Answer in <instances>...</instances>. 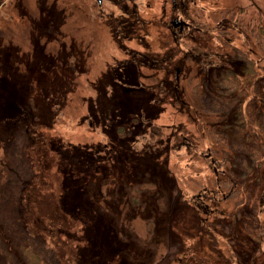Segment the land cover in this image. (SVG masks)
<instances>
[{"label": "rangeland", "instance_id": "obj_1", "mask_svg": "<svg viewBox=\"0 0 264 264\" xmlns=\"http://www.w3.org/2000/svg\"><path fill=\"white\" fill-rule=\"evenodd\" d=\"M125 2L128 4L121 7L105 0L102 6L98 0H0V234L6 235L4 243L11 244L12 251L18 254V238L28 241L29 246L36 242L38 253L49 264H264V133L262 139H253L245 146L244 134L233 136L232 128L227 126L236 118L235 109L229 104L223 107L229 95L241 94L249 100L264 94V83H255V76L264 72L256 66L255 59L259 57L251 51L252 42L242 36L255 26L258 29L259 24L264 26V0H223L220 6L208 3V11L230 10L236 29L230 36L222 37L217 35L213 23L207 24L213 31L205 34L207 41L218 36L223 42L221 48L243 56L236 67L243 75L232 76L230 70L213 87L209 85L212 77L206 76V67L198 64L201 59L192 58L184 64L187 68L179 73L176 85L177 74L161 61L173 52L170 65L176 67L190 46L196 54L204 48L210 53L208 58H215L212 42L200 49L194 48L193 39L184 38L178 46L172 43V33L165 24L170 17H160L164 14L162 0ZM106 11L123 17L133 12L139 19L141 16L138 36L133 38L118 24H114L116 28L109 27L110 21L108 25L104 21ZM131 60L141 63L138 69L146 81L147 87L140 86L139 93L135 92L140 88L125 89L121 84L131 85L136 79L131 78V69L128 81L123 75L122 64L132 66ZM211 87L218 89L219 98L222 96L219 105L208 92ZM125 94H132V102L118 98ZM141 96L146 99L144 104L137 103ZM142 105L145 121L138 129L132 126L136 133L130 142L139 150L138 156L141 150L148 149L150 153L160 144V148H155L158 150H153L159 153L160 163L155 167L168 171L176 181L180 206L185 205L184 218L170 222L172 227L164 224L161 212L165 214L168 209L167 192L158 183L149 184L146 175L140 177L142 180L138 178L140 183L133 177L121 181L106 177L99 181L100 170L99 177H93L86 187L103 208L102 229L86 232L89 224L83 227L81 220L61 218V235L71 238V243L77 244V239L81 242L75 257H64L60 246L66 244L61 243L58 248L56 234L41 231L39 226L48 224L49 218L43 224L30 219L31 234L27 228L28 238L23 231L19 237V189L28 192L34 183L35 191L41 187L42 206L47 205L51 215L58 212L54 204L59 199L66 203L73 190L85 188L78 181L67 183V172L57 166L53 151L42 159L37 144L42 149L62 144L67 146L65 150L79 149L81 154L87 151L98 156L101 145L106 149L117 140L108 118L126 116ZM163 122L175 134L169 135L168 131V141L166 135H161V143L156 144L160 132L157 127ZM222 122L226 124L220 125ZM228 137L237 144L230 147ZM103 154L106 160L114 159L110 152ZM243 154H249L245 161H251V165L241 166L230 159L238 161ZM67 158L72 162L75 156L71 153ZM124 168L131 170L129 166ZM41 171L45 175L37 177ZM154 176L157 178L156 173ZM160 180L163 184L164 179ZM22 205L27 210L28 202L23 201ZM181 208L177 209L179 215H183ZM54 227L59 234L61 226ZM0 248V264H15L1 239Z\"/></svg>", "mask_w": 264, "mask_h": 264}, {"label": "trees", "instance_id": "obj_2", "mask_svg": "<svg viewBox=\"0 0 264 264\" xmlns=\"http://www.w3.org/2000/svg\"><path fill=\"white\" fill-rule=\"evenodd\" d=\"M244 27V26H243ZM242 27V28H243ZM258 29L256 28V26L253 28V30L249 33V34H243L242 36H244V38L246 40H249L250 42H252V44H250L249 46L252 48L251 51H253V53L258 52V49H263L264 50V26L262 24L257 25ZM236 29V26L233 27ZM245 28V27H244ZM239 34V33H236ZM253 36V37H252ZM254 42H253V40ZM258 52V57L259 59L264 61V52ZM263 54V58H261ZM259 59H255V63L256 66L258 68L262 67L264 69V62L259 63ZM204 60V61H203ZM262 62V61H261ZM234 64H238V63H234ZM233 64V65H234ZM199 65H203L206 67V72L208 73H212L213 71H219L220 70V65L218 63H209L207 58H204V56H201V62H199ZM236 67L238 66H234L233 69H236ZM13 75V73H12ZM207 76V75H206ZM214 77V75H213ZM220 78V77H219ZM261 79V78H259ZM219 79H217L216 81H213L215 83L217 82H221L218 81ZM210 82V81H209ZM212 84V82H211ZM149 95V94H148ZM150 97V95H149ZM148 97V98H149ZM262 100V99H261ZM250 103L248 104V109H247V116L242 115V113L240 112V109H237V117L235 119L234 122H230L227 124L228 127L232 128V135H237V134H244V139L242 140L244 142V145H248L250 144L253 139H262L263 138V133H264V103H260L259 105H255L252 104V102L256 101V99L251 98ZM144 104V102H143ZM258 104V103H257ZM137 111L131 112L130 114L123 116V117H113L111 118L110 121H112V125H113V132H114V136L115 138H119V140L114 141V143H110L107 148L105 149L104 146H100V149L102 151H107L108 149H110V154H112V157H114L113 160H106V158H104L101 154H99L98 156H92L91 154H87V151L82 152V154L80 152H78L77 150L79 149H64L66 148L64 145H58L59 147L57 148H52V147H45V148H41V146H39L37 144V147H40V156L42 157V159L44 158H48V156L46 155H50V151L52 150L54 153V158L57 157V166L60 167L61 171H66V177H67V183L68 182H81L80 187H85L84 190H80L76 191L73 190L71 195H68V199H66V203L63 202L61 199L58 200V203L54 204V209L58 210V212L56 211L55 214H51L48 210V206H42V201L41 199H43V195L42 193H40L42 190L41 187L37 186V189L35 191L34 185L32 184L33 189L29 188L28 192H23L22 190H18L17 195H16V201L18 202L17 204V219L19 221L18 224L20 225L21 229L18 230L19 233V237L22 235L23 232H26V236L28 238L29 236V232L31 234V229H29V223L31 221H29L30 219L32 221H39V222H45L44 219L45 218H49L50 222L47 224H43L40 225V229L43 232L46 233H54L56 235H54L56 237V239H58V241H60L58 243V248L59 246L62 244H64L65 242V246L61 245V250L64 253V257L67 258H71L72 255H74V257L76 256V253L78 252L79 249V245L81 244V242L78 243H71L70 239L67 238V236H62L61 235V231L62 230V221L61 218L63 216L69 218L68 220L70 221L71 219L75 220L76 222L78 221H82V223L84 224L83 227H85V225L89 224V226H86L85 230L86 232H91V230H93V228L98 229L101 228L103 226H101V222H102V207H101V203L99 202L98 199H96L95 197H93L92 195V191L89 190L87 186V184H89V181L93 178V177H99V173L101 172L100 170H102V172L100 173L101 177L100 179H98L99 181L102 179H106V177L110 178L112 177L114 179L115 175H118L120 181L123 179H132L135 178L134 181L139 182L138 177H141L142 175H146V177H148L149 179V184H155V186H157L156 183H158L160 185L161 189H164L165 192H167V204H168V209L165 210V214L161 212V219L163 218L164 220V224L168 226L172 227L170 224L171 223H175L177 222V219H183L184 218V206H180L182 201H179L180 198L177 196L176 190V181L173 179L172 174H170L168 171L167 172H163L162 170H158V168L156 169L155 166L158 165V154L159 153H155L152 151V153H149L148 150H144V152L141 150L142 154L138 156V151L134 149V145H132V143L130 142L131 138L134 136V134L136 133L134 128L132 126H137V129L141 126V123L144 122L145 120L140 118L141 114L142 117L144 118L145 116V109L142 106L137 107L136 109ZM254 117V120H259L257 123H253L251 121V118ZM250 120V122H249ZM132 122H135L132 124ZM227 122V121H226ZM226 122H222L220 123V125L226 124ZM154 125V124H153ZM136 129V130H137ZM115 130V131H114ZM229 142L232 143L231 146L236 145L237 143L232 140L230 137H228ZM44 140V139H43ZM249 140H251L250 142H248ZM241 142V141H238ZM263 144H264V140H263ZM146 148V147H145ZM144 147H141V149H145ZM111 149L113 151H111ZM54 150H56L54 152ZM158 150V149H155ZM252 151H255V147L253 146ZM73 154L75 156V159L72 160V162H70L67 158V155ZM114 153V154H113ZM264 154V153H263ZM78 155V156H76ZM249 154H243V157L238 161L232 157H230V159H232V161L236 164H239L241 166H249L251 165V161L248 163V161H245L246 157H248ZM98 159V161H96L95 158ZM102 159L106 160L105 163L102 162ZM261 159L264 160V155H261ZM112 161V162H111ZM110 162V163H109ZM115 163V164H113ZM232 163V164H234ZM107 164H109V166L111 165L112 167H110V169H108L106 166ZM122 165V166H121ZM105 166V167H104ZM130 167L131 170L124 168V167ZM122 167V170L120 171L119 169ZM255 167H259L257 163H255ZM65 170H64V169ZM232 168V167H231ZM261 168V167H260ZM259 168V169H260ZM68 169V171H67ZM253 170V168L251 169V171ZM133 171V174H131ZM75 172V173H74ZM2 173V171L0 170V174ZM39 173V174H38ZM36 173L37 177H41V175H45L43 171ZM121 173V174H120ZM156 173L157 178L159 177V180H157V178L154 176V174ZM150 176V177H149ZM160 177H162L164 179L163 184L161 183ZM141 182V181H140ZM139 182V183H140ZM175 182V183H174ZM38 183V182H37ZM25 184V183H24ZM67 185V184H66ZM24 187V186H23ZM21 187V189L23 188ZM80 193V194H79ZM84 195H82V194ZM26 194V195H25ZM24 198V200H23ZM55 199V198H54ZM57 200V199H56ZM23 201H27L28 202V207L27 210L24 209L22 203ZM65 203V204H64ZM176 203L178 204V206L176 207H182V214L183 215H179L177 212H179L175 207ZM188 204H186L187 206ZM60 207V209H59ZM63 208V209H62ZM101 211V213H100ZM19 213L26 214V217H22L19 215ZM100 213V214H99ZM60 215V216H58ZM81 215V217H80ZM178 215V216H177ZM96 216V217H95ZM80 217V218H79ZM85 217V219H83ZM71 218V219H70ZM79 218V219H78ZM53 219H57L59 220L57 221H53ZM171 222V223H170ZM55 225H60L61 228L59 229V234L58 231H56L54 226ZM179 226V224H177ZM176 224H174V226H177ZM114 226V225H113ZM30 230L28 232V229ZM90 229V230H89ZM58 230V229H57ZM89 230V231H88ZM23 231V232H21ZM112 232L113 235L117 238V234L115 232V229L112 228ZM34 233V232H33ZM94 232H92L93 234ZM36 236H38L35 233ZM60 237H65V240H63L62 238L60 239ZM6 238L5 234H0V239L2 240V244H4L5 246H8L9 250L11 252L8 251L9 254L12 255V259L15 262V264H49L48 262H46L45 257L43 256L42 253H38L39 249H38V245L35 242L33 245L29 246L28 241L27 243H25L22 239L18 238L17 239V243L19 246V252L18 254L14 253V251H12V245L11 244H5L4 240ZM16 248V247H15ZM81 250V248H80ZM1 251V248H0ZM36 251V252H35ZM35 252V253H34ZM67 254V255H66ZM150 264H155V263H150Z\"/></svg>", "mask_w": 264, "mask_h": 264}, {"label": "flooded vegetation", "instance_id": "obj_3", "mask_svg": "<svg viewBox=\"0 0 264 264\" xmlns=\"http://www.w3.org/2000/svg\"><path fill=\"white\" fill-rule=\"evenodd\" d=\"M99 4L102 6L103 1L104 0H98ZM105 1H112L115 2L117 4H119L121 7H123L125 4H128V2L126 3L125 0H105ZM123 4H120L118 2H121ZM164 3V7L162 8L164 11V14H162L161 19L164 20V18L170 17L167 19V21H165V24L167 26H169L170 28V32L172 33V39L173 42L176 45H181L180 39L185 40L186 39H193L195 41L194 48H196L197 46H199V48L201 49L202 47H204L207 42H212L213 45L211 48V51H213V53L215 54V58H208V62L209 63H218L220 65V70L219 71H213L212 73H208L206 72V75L211 78V81L209 82V85H212L217 79H219V77H227L230 74V70H233V74L232 76H237V73L239 75H243V73H241L240 70L237 69H233L234 66H237L240 64V58L243 60V56L240 53L239 57L238 54L236 53H230L227 52V49L221 48L223 45V42L220 41V37L217 36V38H214V36L212 37L211 41H207L208 37L205 36L206 33H210L213 31H210L212 27L215 28L217 32V35H221L222 37L224 35L230 36V32L232 33V29L233 27H235V23L233 21H235V19L233 18V14H230V10H227L226 12H224L223 9L220 8H216V9H210L209 11L206 10L208 3H210V1L214 2L215 6H220L221 5V1L223 0H162ZM199 1H201L202 3L199 4ZM167 12H170V15H167ZM224 13V15H223ZM104 16V21L107 23H109L110 21V25L114 26V24H118L120 25V29L122 30H126V32H129L131 34V36L133 38H135L134 36H138L137 34V28L140 25L139 21L140 19L139 17L136 16V13L133 12V14L131 15H126V17L123 16H117L115 14L109 13V11H106V13H103ZM135 14V15H134ZM101 15V14H99ZM134 15V16H133ZM97 16V15H95ZM174 16V17H172ZM160 19V18H159ZM160 19V21H161ZM217 19L219 21H217ZM146 22V20H144ZM203 24V27L201 25H199V23ZM210 23H213L215 26L210 25ZM212 26L211 28L206 27V25ZM116 28V26H115ZM196 33V36L193 34ZM226 36V37H228ZM218 45V46H217ZM122 46L123 43H122ZM172 46V45H171ZM125 48L129 49V51L131 53H135V51L132 49V47L129 46H124ZM177 47V46H176ZM219 47V48H218ZM195 50V49H194ZM192 50V47H188V49H186V53L185 56L183 58H180V60L178 61V63H176V67H172V65H170V62H172V59L174 57L175 54H173V52L171 54H169L168 56H165L161 59V61L163 62V65L165 64L167 66V68L174 70V75L176 76V80H175V85L177 84L178 80H179V73L182 72L184 70V68H187V66H185V63H188L189 60H191L192 58H196L197 60L201 59V56H204V54H210L208 52H206L204 50V48L202 49V52H198V54H196V51ZM258 56V52H255ZM254 53V54H255ZM261 54V53H260ZM138 57V55H137ZM261 58H263V54L261 56ZM130 63L132 64L126 65V63L122 64V67H124L125 72L123 73L124 78H126V80L128 81L129 77H130V71L129 69L132 70V75L131 78H136L135 80H132V84L131 85H127L126 83L121 81V84L124 85L123 88H125V86H132L135 88H140V86H146V81L145 79L142 77V73L141 71L138 69V66H140V62H135L134 61H130ZM234 63H238V64H234ZM263 63V62H260ZM234 64V65H233ZM162 65V64H161ZM190 65V64H189ZM172 67V68H171ZM191 67V66H189ZM182 68V69H181ZM175 69H176V73H175ZM261 72L264 71V69L262 68H258ZM188 71H186L187 73ZM214 75V77H213ZM122 77V76H121ZM123 78V80H124ZM261 78V79H259ZM169 78H166L165 80H168ZM140 80V81H139ZM165 80L163 82H165ZM256 81L259 83H264V72L262 74H257L255 76V83ZM141 82V83H140ZM212 82V84H211ZM210 88L208 89V92H210V94L212 95L213 99H215L216 104L219 105V102L222 100V96L219 98L216 94V92H218V89L216 88ZM177 88V87H176ZM126 89V88H125ZM144 90H148L145 89ZM227 91V90H226ZM227 92H225L226 95ZM264 93V90H263ZM227 96V95H226ZM264 96V94H263ZM262 95L259 96H254L253 98L256 99L257 101L252 102V104L257 105L260 103H264V97ZM245 96L243 95H229L228 98L229 99H225L226 101H223V107H225L224 105H231V107L234 110V116L237 117V109H240V112L242 113V115L247 116V109H248V104L250 103V99L249 100L247 98H244ZM259 99V100H258ZM262 99V100H261ZM144 108V107H143ZM130 114V113H129ZM146 114L148 115V112L146 110ZM149 116V115H148ZM122 117V116H121ZM150 117V116H149ZM118 118V116H117ZM140 118L144 119L142 117V114L140 116ZM151 118V117H150ZM236 119V118H235ZM235 119L233 121H235ZM254 119V117L251 118V120ZM145 120V119H144ZM250 122V120H249ZM135 122H132V124ZM214 159V158H213ZM215 170H217V168H215ZM223 171H225V169H223ZM235 184V183H234ZM236 188V187H235ZM233 190V188L231 189Z\"/></svg>", "mask_w": 264, "mask_h": 264}, {"label": "bare ground", "instance_id": "obj_4", "mask_svg": "<svg viewBox=\"0 0 264 264\" xmlns=\"http://www.w3.org/2000/svg\"><path fill=\"white\" fill-rule=\"evenodd\" d=\"M109 27H112V26L109 25ZM114 27H115V26H114ZM207 56H208V54H207ZM204 58H207V57L204 55ZM207 59H208V58H207ZM203 61H204V60H203ZM198 64H199V63H198ZM140 90H141V88H140L139 90H136L135 93H139ZM126 95H127V94H125V97L118 96V98H120V99H124V100H129V101L132 102V100L130 99V97H132V94H129L128 96H126ZM136 99H137V98H136ZM139 102H140V103L146 102V99H145L144 97L141 96V98H139V100H137V103H139ZM111 118H113V117H109L108 120H111ZM108 120H106V122H107ZM106 122L104 121V124H106ZM157 129L160 130L159 135H158L159 139L156 138L154 143H156V141H157V143H161V141H162V139H163V136L161 137V135H166V137H165L166 139H165V140H166V142H167V141H168V140H167V138H168V136H167V135H168V131H170V134H169V135H173V134H175V130H169V129H167V126L165 125L164 122H163L162 124H160V125L157 127ZM151 132H152V131H151ZM160 133H161V134H160ZM111 134H112V133H111ZM113 136H114V135H113ZM114 138H115V136H114ZM114 140L116 141V139H114ZM117 140H119V138H117ZM157 143H156V144H157ZM133 144H134V143H133ZM159 145H160V144H159ZM159 145H155V146H156L155 148H160L161 146H159ZM144 146L147 147V144L144 143ZM152 148H154V147H152ZM155 148H154V149H155ZM154 149H153V150H154ZM89 150H90V148H89ZM100 150H101V149H100ZM109 150H110V149H108L107 152H110ZM147 150H148V149H147ZM153 150H152V151H153ZM96 152H97V151H96ZM103 152H104V151L101 150L98 154H101V155L103 156V155H104ZM110 153H112V152H110ZM150 153H152V152H150ZM113 154H114V153H113ZM102 162L105 163L106 160H105V159H104V160L102 159ZM104 167H105V166H104ZM110 167H112V166H111V165H110V166H109V165L107 166L108 169H110ZM119 170L121 171V170H122V167H121ZM122 171H123V170H122ZM114 178L120 181L118 175H115ZM138 178L140 179V177H138ZM182 206H183V205H182Z\"/></svg>", "mask_w": 264, "mask_h": 264}]
</instances>
